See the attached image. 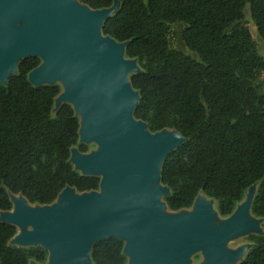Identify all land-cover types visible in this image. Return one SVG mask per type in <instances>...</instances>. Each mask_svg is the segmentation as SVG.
I'll return each mask as SVG.
<instances>
[{
	"label": "trees",
	"instance_id": "trees-1",
	"mask_svg": "<svg viewBox=\"0 0 264 264\" xmlns=\"http://www.w3.org/2000/svg\"><path fill=\"white\" fill-rule=\"evenodd\" d=\"M92 10L118 8L101 29L140 70L129 77L139 100L133 117L151 133L174 130L182 143L164 159L160 184L171 212L190 209L199 193L230 216L256 185L250 212L264 220V57L241 23L249 8L264 41V0H77ZM182 23L185 47L175 50L170 24ZM36 57L18 61L16 73L0 82V213L11 210L10 194L29 204L51 205L67 187L97 191L100 178L82 175L70 164L78 142L79 119L72 106L55 99L59 85L35 87L29 73ZM17 230L0 222V264H45L41 246L10 245ZM239 264H264V235L254 236ZM124 243L109 237L94 243L93 264H126Z\"/></svg>",
	"mask_w": 264,
	"mask_h": 264
},
{
	"label": "water",
	"instance_id": "water-1",
	"mask_svg": "<svg viewBox=\"0 0 264 264\" xmlns=\"http://www.w3.org/2000/svg\"><path fill=\"white\" fill-rule=\"evenodd\" d=\"M117 8V1L110 13L77 0H0V82L16 73L19 60L39 58L29 82L37 87L60 81L63 103L81 118L78 142L98 144L91 155L71 152L70 164L82 175L102 176L99 192L77 196L67 187L53 206L30 209L22 196L9 198L14 211L1 212L0 222L20 230L30 225L32 231L22 232L15 243L41 246L48 264H91L92 245L109 237L124 243L129 264H185L186 254L197 249L210 264H231L237 255L222 257L221 244L250 229L247 208L213 228L202 193L193 214H167L165 203H158L168 194L166 187L158 189L162 163L183 138L168 129L150 134L133 117L139 95L122 74L130 69L121 60L126 43L101 31ZM21 18L25 23L16 29Z\"/></svg>",
	"mask_w": 264,
	"mask_h": 264
},
{
	"label": "rangeland",
	"instance_id": "rangeland-1",
	"mask_svg": "<svg viewBox=\"0 0 264 264\" xmlns=\"http://www.w3.org/2000/svg\"><path fill=\"white\" fill-rule=\"evenodd\" d=\"M108 10L110 13L112 12L111 8ZM24 23H25V19L21 18L18 21V23L15 25V28L18 29ZM241 23L248 29L249 34L251 35L252 39L255 41L258 53L264 57V41L259 38L256 32V28L250 17L248 6H246L244 9V18L241 21ZM169 29H170V42H171L172 48L188 55L191 58L197 59V55L193 52H190L183 43L182 33H183V30L185 29V25L182 23H174V24H170ZM121 60L130 67V69L122 71V74H124L127 81H129L130 75H132L135 72H138L140 68L137 64L136 59L127 58L124 53L121 56ZM263 76H264V72H263ZM53 84L59 85L61 88V93L58 95V97L55 99V102H54V107L56 108L59 104H62L64 102L62 97L64 95L65 89H64V85L58 80L53 81ZM78 117L80 118V116ZM150 134H154V133L150 132ZM80 144H84V143H80ZM84 145L87 147V152L81 153L83 155H91L97 152L98 150V144L93 141L89 143H85ZM73 151H78V150L76 147H73L71 149V152ZM73 167L75 168V166ZM75 170L81 174L84 173V171L81 169H75ZM99 177L102 179V176H99ZM256 188H257L256 185L251 186L246 191L243 200L239 204H237L233 213L227 217H223L219 215L217 211L216 202L213 199L207 198L206 196L201 194L204 205L207 206L209 209V212L211 215L210 223L213 228H219L222 224L228 223L234 217V215L238 213L241 209H244V207L247 208L246 222L248 223V225H250V229L243 231V232L234 233L233 235L229 236L225 241H223V243L221 244L222 257L227 258L229 255L236 253L237 256L234 258L231 264H239L242 261L245 254L247 253V251L250 249L252 245L251 243L252 237L264 235V220L254 217L250 212V206H251V202L254 197V194L256 192ZM158 189L163 191L164 187L158 183ZM99 190L100 189L98 188L96 192H99ZM73 193L74 195H77V196H80L82 194V193L76 192L75 190L73 191ZM84 193H89V192H84ZM9 198L10 199H18V198L21 199L22 197L19 194L9 193ZM162 199H163L162 196L158 199V203L160 205H163L164 203ZM23 200L25 201V204L27 205V207L30 209H34L38 206L40 208L45 206V205L40 206V205H35V204H29L25 199ZM55 204H57V200H55V202L51 206ZM11 205H12L11 210L6 211V212L14 211L13 210L14 206L12 203ZM163 211L167 214H173V215L193 214L194 206H192L190 209L180 210L177 212H171L167 208H164ZM16 230H17L16 235L10 241V245L12 246H17V244L15 243V238L18 235H20L22 232L32 231V227L28 225L24 230H20L18 227H16ZM22 247H27V245H23ZM48 260H49V256L47 257V261L45 264H48ZM184 261H185V264H210L211 262L209 257L205 254V252L202 249L192 250L188 252L185 256ZM28 264H38V263L31 260L29 261ZM126 264H129V258Z\"/></svg>",
	"mask_w": 264,
	"mask_h": 264
},
{
	"label": "bare ground",
	"instance_id": "bare-ground-1",
	"mask_svg": "<svg viewBox=\"0 0 264 264\" xmlns=\"http://www.w3.org/2000/svg\"><path fill=\"white\" fill-rule=\"evenodd\" d=\"M79 118V117H78ZM79 121H80V118H79Z\"/></svg>",
	"mask_w": 264,
	"mask_h": 264
}]
</instances>
